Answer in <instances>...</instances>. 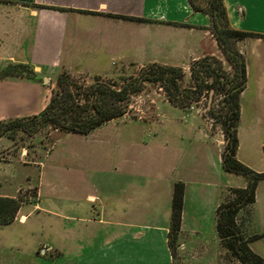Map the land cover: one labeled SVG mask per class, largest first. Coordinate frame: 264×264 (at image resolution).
I'll return each instance as SVG.
<instances>
[{"label": "crops", "instance_id": "1", "mask_svg": "<svg viewBox=\"0 0 264 264\" xmlns=\"http://www.w3.org/2000/svg\"><path fill=\"white\" fill-rule=\"evenodd\" d=\"M222 1L230 26L257 33L238 47L245 86L239 94L236 157L264 171V0ZM209 26V15L193 11L188 0H0V69L19 62L35 72L34 79L0 78V120L41 111L63 69L106 75L125 62L186 68L205 54ZM164 104L159 119L123 118L143 130L119 137L107 165H92L89 155L81 165L48 168L52 148L34 161L0 160V196L14 197L31 184L5 173L10 164L38 166L45 177L43 184L32 182L35 194L21 203L15 218L0 224V264L232 263L234 255L221 245L215 228V208L229 187L245 186L246 178L223 169L219 125L205 114ZM24 154L20 151V158ZM176 181L184 184L183 208L170 247ZM160 182L164 190L154 188ZM162 195L164 206L154 209L150 201ZM95 200L99 206L91 209ZM194 201L211 210L187 211L186 203ZM237 220L245 235H259L248 246L264 259V177Z\"/></svg>", "mask_w": 264, "mask_h": 264}, {"label": "trees", "instance_id": "2", "mask_svg": "<svg viewBox=\"0 0 264 264\" xmlns=\"http://www.w3.org/2000/svg\"><path fill=\"white\" fill-rule=\"evenodd\" d=\"M204 7L188 0L193 11L205 12L210 17V29L224 58L231 67L227 71L220 59L211 55L193 59L189 63L192 85L182 86L184 71L181 66L149 62L139 67L134 75L122 76L118 80H103L94 77L88 85H77L70 73L63 69L56 78V87L51 90L48 102L41 111L30 116L0 120V137H14L16 130L33 133L42 126L87 134L101 124L120 117L128 111L132 95L141 91L146 82L157 83L173 105L187 107L192 102L208 97L212 91L209 113L213 125L221 127L224 145L221 151V164L225 171L240 174L246 178L243 187H229L215 208V228L221 245L242 264H264V259L254 253L248 241L259 235H245L237 216L254 201L257 182L264 177V171L248 167L236 157L238 145L237 125L240 113L239 94L245 86V62L243 55L235 47V42L257 33L236 29L229 25L222 0H203ZM38 7L45 5L34 4ZM125 19L140 20L136 17L108 14ZM20 76L35 78V72L27 63L9 62L0 69V78ZM221 94L220 110L214 109V99ZM184 184L173 183L171 198L169 246L181 226ZM20 195L0 196V224L10 223L23 202Z\"/></svg>", "mask_w": 264, "mask_h": 264}, {"label": "rangeland", "instance_id": "3", "mask_svg": "<svg viewBox=\"0 0 264 264\" xmlns=\"http://www.w3.org/2000/svg\"><path fill=\"white\" fill-rule=\"evenodd\" d=\"M200 6L204 7L203 0H195ZM249 37H245L242 40L235 42V47L238 49L241 42ZM205 50L204 55H211L217 57L221 60L223 67L230 71L231 67L224 58L215 37L210 29L206 33L205 37ZM202 55V56H204ZM200 56V57H202ZM199 58V57H198ZM193 60V59H192ZM190 60V61H192ZM189 61V63H190ZM149 62L139 64L132 62L122 63L114 68V72L106 75H98V74H88L83 72L70 73L73 80L77 83V85H88L93 81L94 77H99L103 80L115 79L118 80L122 76L134 75L140 66L147 64ZM159 63V62H158ZM179 66V65H176ZM184 76L181 80L182 86H189L193 84V81L190 76L189 65L188 67H183ZM60 72V71H59ZM57 76V75H56ZM56 78V77H55ZM56 87L55 79L53 85L48 89V98L50 97L51 90ZM221 96V94H219ZM168 101L166 98V94L163 89L157 84L152 82H146L141 91L135 93L131 96L129 100L128 111L125 112L124 116L117 117L111 119L100 126L94 128L87 134H77L72 132H65L62 130L51 128L50 126H42L38 130L33 133H25L22 130H16L14 137L10 138L8 136L0 137V160L2 159H21L23 161H34L39 158L45 150L51 149L50 159L49 161H45L47 163V167L50 165L56 166L58 169H62L65 166L74 167L77 165H81L84 160L89 155L90 157L94 156V159H91V164H108V162L113 161L114 156V146L115 142L119 140V137L125 136L128 133L134 131H142L143 128L137 127L136 124H132L129 121H125L123 118L129 119H138L140 121L146 119H159L164 109V101ZM208 97L201 96L200 100L192 102L187 107H179L182 108L184 113L196 112L198 114H205L203 108L206 106ZM220 97L217 95L214 99V109L220 110L222 107V103L219 101ZM48 102V100H47ZM169 102V101H168ZM170 103V102H169ZM212 103V98H211ZM172 104V103H171ZM173 105V104H172ZM211 105V104H210ZM176 106V105H174ZM210 120V119H209ZM213 120H211V123ZM162 125V124H161ZM218 125V124H214ZM214 127V126H213ZM221 128V127H220ZM157 130V127L154 130ZM159 129V128H158ZM224 137V136H223ZM25 150V154L20 158V151ZM89 153V154H88ZM139 153V152H138ZM51 162V163H50ZM93 168V167H92ZM91 168V172L95 169ZM99 168H97L98 170ZM1 172V171H0ZM5 173H11L15 176H22L25 182H31L30 186H23L19 188L17 195H20L25 201L28 198L32 197L35 194L36 186L32 184L38 180L40 183H44L45 177L40 178V170L38 166L28 165V164H10L5 167ZM102 176V178L106 179L111 177ZM159 185V186H157ZM97 188L99 185H96ZM44 188V186H43ZM108 189H113V185H108ZM154 188L156 190L165 188L164 182L155 183ZM97 195L101 192L98 190L94 191ZM226 191L223 193V195ZM16 195V196H17ZM153 201H150V205L154 207V209H161L165 204L164 195L162 198L158 199L156 197L152 198ZM100 200L91 201L89 204L91 209L97 208L99 206ZM185 209L189 210H198L201 211H209L211 210L208 207V204L202 201H194L187 202L185 205ZM92 211V210H91ZM82 212V211H79ZM211 220V219H210ZM229 264V263H228ZM230 264H242L236 257H234L233 262Z\"/></svg>", "mask_w": 264, "mask_h": 264}, {"label": "water", "instance_id": "4", "mask_svg": "<svg viewBox=\"0 0 264 264\" xmlns=\"http://www.w3.org/2000/svg\"><path fill=\"white\" fill-rule=\"evenodd\" d=\"M211 98H212V91L209 92L208 100H207L206 106L203 108V111L208 119L213 120L214 119L213 116L209 113Z\"/></svg>", "mask_w": 264, "mask_h": 264}, {"label": "built area", "instance_id": "5", "mask_svg": "<svg viewBox=\"0 0 264 264\" xmlns=\"http://www.w3.org/2000/svg\"><path fill=\"white\" fill-rule=\"evenodd\" d=\"M217 96L221 98V96H220L219 94H217ZM214 104H215V103H214ZM263 148H264V144H263Z\"/></svg>", "mask_w": 264, "mask_h": 264}]
</instances>
